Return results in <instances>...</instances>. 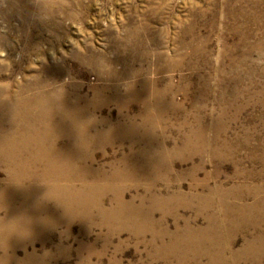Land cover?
I'll return each instance as SVG.
<instances>
[{"label": "rangeland", "instance_id": "rangeland-1", "mask_svg": "<svg viewBox=\"0 0 264 264\" xmlns=\"http://www.w3.org/2000/svg\"><path fill=\"white\" fill-rule=\"evenodd\" d=\"M0 73L13 96L34 82V115L61 92L92 102L71 154L109 184L88 204L116 215L38 197L40 223L0 233V264H264V0H0ZM19 126L0 136L1 188L31 184L7 162L38 152L12 154L40 138Z\"/></svg>", "mask_w": 264, "mask_h": 264}, {"label": "bare ground", "instance_id": "bare-ground-1", "mask_svg": "<svg viewBox=\"0 0 264 264\" xmlns=\"http://www.w3.org/2000/svg\"><path fill=\"white\" fill-rule=\"evenodd\" d=\"M87 58H86V60H87ZM87 61H89V60H87ZM6 66H8V65H6ZM121 75H122V73H121ZM114 78H116V77H114ZM32 84H34V82L33 83H29L27 87L18 89V93L16 92L17 95L13 96L12 93H10V89L8 87V83L5 81V76L3 74L0 75V136H5L7 133L16 134V133L20 132L19 131L20 130L19 127H21V126H19L20 123L23 124L22 129L23 128L25 129V130H23V132H28V134H29L28 136H31V135L35 136L36 134L37 135L39 134V136H40L39 140H35V141H31L30 140L29 142H26L25 145L23 144L24 146L22 145L21 146L22 148L17 146V145H15V144H12V145L9 144L10 145V150H13V152H12L13 155H19L21 153L23 155L24 151H28V150L30 151V150H33V149H35L38 152L35 153V154L25 155L26 158L24 160H21L20 162L18 161L19 162L18 163L19 166L23 167V170H21L19 172L15 171L13 173L12 170H11L12 165L17 167V164H16L17 162L15 163L14 160H13L12 163L7 161L8 164L11 165L10 169H9V171L12 174L11 175V181H13V180L16 181L17 180V182H18V181H22V180H27V181H31V184L29 186H27V187L20 186L19 184H16L18 186H12V185L9 184L8 186H6L4 188L0 187V210L1 209L5 210V217L4 218H0V233H2V236H3V234H7V232H9V226H11L13 223L16 225L17 221H21V223L28 222V224L30 222H37L39 220L41 221V219H40L41 218V213L43 212L44 208L37 204L38 202H37L36 198H38V197H41L42 199L44 198L46 201L47 200H51V202L55 203L58 207L60 205L63 208H65L64 206H68L67 201L74 200L76 202V204L77 203L78 204H82V206H84V208H87V209H90L93 206V208H95V210L99 211V213L102 216H105V217L110 216V218H111V216H116L115 214L114 215L110 214V213L114 212V210H113L114 206H112L109 209L107 207H105L102 204V200H101L102 197L101 196H100L101 198H99L98 200L92 199V201L93 200L94 201L92 203L90 202V204H88L90 198H89V200H87V198H88V197H86L87 195H82L83 194L82 191L85 190V189L88 191V193L91 191V193H93V194H91V198H93L96 195H100L101 194V192L103 191V190H101V187L103 185H105L107 182L103 181V178L100 179L99 171L97 172L98 173L97 174L96 172H93L92 170H89L90 168L83 167L84 166L83 164H87L88 166L89 165L92 166V163L94 161L92 157H91L90 161H88V162L86 161V163H83L82 167L81 166L77 167V163L76 162H80V161H84L85 162V159L80 158V156L78 154H71V151H73L74 148H76V143H74V141H72V139L74 137L76 138V137H81V136H84V135H87V134H91L89 129H88L89 128L88 125H90L89 123H91V122L87 123L86 120H88L89 117H90V112H89L90 108H89V106H91L90 104H92V102L90 101L91 103H88V100L86 99V100H84V103L81 104V102L83 101L84 98H81L80 95H77V96H75L73 98H69V97L66 96L65 92L64 93L61 92L62 94L60 93L59 99H57V101L54 100V101L50 102L49 105H45V104L42 103L45 106L40 107L39 112L36 115H34L33 114V112H34V108L33 107L34 106L32 107L31 100H30L31 98H29L27 100V99L24 98L26 96V94H25V96L22 95L23 92L26 91V88H32ZM105 89H107V88H105ZM118 90H119V87H118ZM42 91H44V90H42ZM31 92H30V94H31ZM95 92H96V96H97V93L99 92V90H97ZM132 92L134 93V91H132ZM101 94H99V96H97V97L98 98L102 97ZM117 96L118 95H115V97H113V99H111V100H118L120 97L118 96L119 97L118 98ZM139 96H140V94H139ZM38 100H40V99H38ZM140 102H142V101H140ZM143 104H144V102H143ZM143 107H144V105H143ZM35 109H36V107H35ZM90 111L92 112V110H90ZM122 111H123V109H122ZM38 119L42 120L43 122L45 121L46 123L44 122L45 125H42V127L40 129H37V128L34 129L33 127L30 126V124L33 122V120L35 121V120H38ZM49 123H53L52 126L49 125ZM132 123H134V122H132ZM110 131H112V130H110ZM114 132H116V131L114 130ZM22 136H23V134H22ZM64 138H67V139L70 140L67 144H65V145H67L65 147H68V151H66V152L65 151L62 152L61 150H59V147H57V144H59V141L64 139ZM19 143H20V141H19ZM7 153H9V152H7ZM3 155L6 158L5 154H3ZM29 163H40V165L43 164L44 166L43 165L41 167L39 166L41 169H39V168L34 169L35 166H34V168H31L33 165L29 164ZM83 169H87V170L86 171H82ZM125 172H123L121 174L119 173V174H116V175L113 174L114 175L113 178H122V179H124V178H126L128 176V174L125 173ZM109 177H110V175H109ZM132 177L135 178L136 176L132 174ZM139 178H140V176H139ZM134 180H136V179H134ZM63 181H65V182H63ZM110 187L111 186H109V188ZM123 189L124 188L120 189L121 193L123 192ZM202 197H204V196H202ZM159 199H161V198H159ZM114 201H115L116 207L119 206L120 208L121 207L123 208L125 206V203H126L123 200L122 196H117ZM73 202H71V203H73ZM32 203H33V205H31ZM132 203L130 202V203L127 204V206H130L131 209H132L131 205H133ZM78 204L76 206H78ZM86 204H88V205H86ZM43 205H44V203H43ZM137 209H136V211H137ZM119 213L125 214V212H123V211H120ZM130 213H131V211H130ZM118 218H120V217H118ZM114 219H115V217H114ZM40 221H39V223H40ZM187 228H188V226H187ZM163 232H165V231H163ZM160 234H161V232H160ZM187 236H188V234H187ZM3 237H5V236H3ZM216 237H217V235H216ZM184 239L186 240V237H184ZM189 241H190V239H189ZM203 241H204V239H203ZM212 241H213V239H212ZM177 242H178V240H177ZM194 243L195 242H193V244ZM205 249H206V247H205ZM175 254H173V255L175 256ZM202 254H203V252H202ZM184 257H187V256H184Z\"/></svg>", "mask_w": 264, "mask_h": 264}]
</instances>
